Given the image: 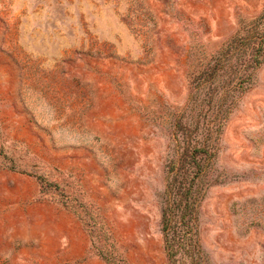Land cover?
<instances>
[{
	"label": "rangeland",
	"instance_id": "1",
	"mask_svg": "<svg viewBox=\"0 0 264 264\" xmlns=\"http://www.w3.org/2000/svg\"><path fill=\"white\" fill-rule=\"evenodd\" d=\"M263 7L0 0V264H170L162 213L191 83ZM221 145L200 264H264V65Z\"/></svg>",
	"mask_w": 264,
	"mask_h": 264
},
{
	"label": "trees",
	"instance_id": "2",
	"mask_svg": "<svg viewBox=\"0 0 264 264\" xmlns=\"http://www.w3.org/2000/svg\"><path fill=\"white\" fill-rule=\"evenodd\" d=\"M263 65L264 7L256 17L240 22L191 83L190 99L177 124V156L168 166L162 213L170 264L182 258L200 264V204L210 186L227 179L217 166L223 129ZM189 109L194 115L190 123L185 118Z\"/></svg>",
	"mask_w": 264,
	"mask_h": 264
}]
</instances>
